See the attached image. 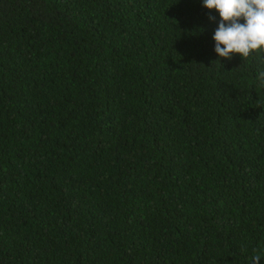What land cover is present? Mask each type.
Returning <instances> with one entry per match:
<instances>
[{"label":"trees","instance_id":"16d2710c","mask_svg":"<svg viewBox=\"0 0 264 264\" xmlns=\"http://www.w3.org/2000/svg\"><path fill=\"white\" fill-rule=\"evenodd\" d=\"M201 0H0V264H264V52Z\"/></svg>","mask_w":264,"mask_h":264},{"label":"clouds","instance_id":"9594fccd","mask_svg":"<svg viewBox=\"0 0 264 264\" xmlns=\"http://www.w3.org/2000/svg\"><path fill=\"white\" fill-rule=\"evenodd\" d=\"M202 6L215 10L209 15L216 22L213 33L214 52L219 58L231 60L234 54L248 58L264 52V0H201ZM264 84V73L260 74ZM260 257H253L251 264H258Z\"/></svg>","mask_w":264,"mask_h":264}]
</instances>
